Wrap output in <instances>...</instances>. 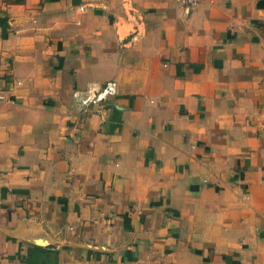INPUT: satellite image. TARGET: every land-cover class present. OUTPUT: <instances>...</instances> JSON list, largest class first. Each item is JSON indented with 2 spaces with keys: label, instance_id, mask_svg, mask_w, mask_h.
<instances>
[{
  "label": "crops",
  "instance_id": "crops-1",
  "mask_svg": "<svg viewBox=\"0 0 264 264\" xmlns=\"http://www.w3.org/2000/svg\"><path fill=\"white\" fill-rule=\"evenodd\" d=\"M0 95V264H264V0H0Z\"/></svg>",
  "mask_w": 264,
  "mask_h": 264
},
{
  "label": "built area",
  "instance_id": "built-area-1",
  "mask_svg": "<svg viewBox=\"0 0 264 264\" xmlns=\"http://www.w3.org/2000/svg\"><path fill=\"white\" fill-rule=\"evenodd\" d=\"M184 5H194L200 2L201 0H178ZM14 85H17L19 82H11ZM116 93V82L108 81L106 82L99 90L95 89L90 92H87L83 98H81V105L88 106L90 104L95 105L102 102L104 98L109 95H114ZM0 99H3V96L0 95Z\"/></svg>",
  "mask_w": 264,
  "mask_h": 264
}]
</instances>
